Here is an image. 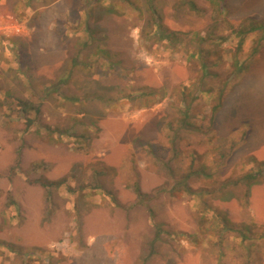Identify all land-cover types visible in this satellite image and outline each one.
I'll list each match as a JSON object with an SVG mask.
<instances>
[{
    "label": "rangeland",
    "instance_id": "obj_1",
    "mask_svg": "<svg viewBox=\"0 0 264 264\" xmlns=\"http://www.w3.org/2000/svg\"><path fill=\"white\" fill-rule=\"evenodd\" d=\"M56 1L0 0V264H264V180L229 182L264 172V0Z\"/></svg>",
    "mask_w": 264,
    "mask_h": 264
},
{
    "label": "trees",
    "instance_id": "obj_2",
    "mask_svg": "<svg viewBox=\"0 0 264 264\" xmlns=\"http://www.w3.org/2000/svg\"><path fill=\"white\" fill-rule=\"evenodd\" d=\"M211 3L216 4L218 11L222 12L224 10V4H225V0H209ZM185 2H187L190 6L191 9L195 10V11H200V8L196 5V3L193 0H185ZM106 11L109 12H114V9L110 6L106 8ZM264 27V23H260L258 21H250L249 23V27L246 26L245 24H242L239 29L234 30L236 31V33L240 36V40L238 42V50L241 49L242 44L244 42L245 39V35L248 31H254V30H258V29H262ZM175 34V33H174ZM173 34V35H174ZM198 41L200 44H204L205 42H210L213 41L214 38L211 36H202L200 34L197 35ZM174 41L176 42L177 40V35L175 34L174 36ZM256 45V46H255ZM254 45V49L253 52H256L257 50H259V46H260V42H258V44ZM200 59H202V55L203 52L205 51L204 48L201 46L200 47ZM207 62L206 60H202V67L204 68V72H203V78H206L207 75H209L210 70H208L209 68H211V66L209 65H219L221 63L220 60L216 61L215 63H210ZM233 67H234V71L232 72V78H227V79H223V81L220 82L219 86H218V93L216 96V104L212 107V120L215 119V115L217 113V111L219 110L220 106H222L223 104V100H224V95H225V91L227 89V85L232 81L231 79L235 78L236 76H238L240 73L246 71L249 68V65L247 63L245 64H241L239 60L236 58L235 60H233L232 62ZM208 71H207V70ZM211 72V71H210ZM212 73V72H211ZM211 75V74H210ZM219 76L218 72H213L211 76ZM203 86H205V82L202 80V83L200 81V86H198V93H196L195 97H198L200 95V93H202L203 91H205V89L203 88ZM206 91H209V89H206ZM159 91L156 89H149V90H145L143 91V94L141 95L140 99L142 101V106H152V104L155 103V97L157 95ZM185 101V108L184 110L181 112V118H182V122L183 124L187 127V128H197L195 125H193L190 121V114H189V109L191 108V102L190 100H184ZM202 174L206 175V176H210L209 174H206L204 171H201ZM261 180H264V172H262L260 169L259 170H251L248 171L242 175H240L239 177H237L235 180H231L229 181L230 183L233 184H243L246 186V193L247 196L249 195L251 186L255 183H259ZM228 182V183H229ZM60 181H52L50 182V185H54V184H59ZM49 183H47L46 185H48ZM225 187L221 186V189H224ZM137 191L139 192V194L141 193V189L139 186H137ZM227 197V196H226ZM226 227L228 230L230 231H238L240 234H243L244 236L249 238V232L251 231V228L249 226H244L242 228H238L234 225V223L230 222L229 218L226 215H223L222 217Z\"/></svg>",
    "mask_w": 264,
    "mask_h": 264
},
{
    "label": "built area",
    "instance_id": "obj_3",
    "mask_svg": "<svg viewBox=\"0 0 264 264\" xmlns=\"http://www.w3.org/2000/svg\"><path fill=\"white\" fill-rule=\"evenodd\" d=\"M14 33H22L25 30V26H23L20 23H13V29Z\"/></svg>",
    "mask_w": 264,
    "mask_h": 264
},
{
    "label": "crops",
    "instance_id": "obj_4",
    "mask_svg": "<svg viewBox=\"0 0 264 264\" xmlns=\"http://www.w3.org/2000/svg\"><path fill=\"white\" fill-rule=\"evenodd\" d=\"M58 1H61V0H57L56 2H58Z\"/></svg>",
    "mask_w": 264,
    "mask_h": 264
}]
</instances>
